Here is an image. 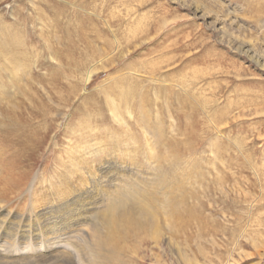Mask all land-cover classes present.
Returning <instances> with one entry per match:
<instances>
[{
	"label": "rangeland",
	"instance_id": "rangeland-1",
	"mask_svg": "<svg viewBox=\"0 0 264 264\" xmlns=\"http://www.w3.org/2000/svg\"><path fill=\"white\" fill-rule=\"evenodd\" d=\"M234 38L264 60V0H0V85L21 66V92L0 100L20 102L30 129L0 150V217L23 218L31 201L51 199L69 140L93 127L104 149L95 169L110 168L102 188L138 182L159 220L113 226L116 256L112 244L95 255L93 227L100 237L106 229L87 214L79 264H264L252 243L264 237V67ZM35 129L41 142L23 147Z\"/></svg>",
	"mask_w": 264,
	"mask_h": 264
},
{
	"label": "bare ground",
	"instance_id": "bare-ground-1",
	"mask_svg": "<svg viewBox=\"0 0 264 264\" xmlns=\"http://www.w3.org/2000/svg\"><path fill=\"white\" fill-rule=\"evenodd\" d=\"M196 9L199 12L201 11L199 9V7H197ZM236 40L237 39H235V38L233 39V42L235 44H237ZM0 42L2 43L0 45V47H2V45H4V46L6 45L5 44L6 41H3V42L0 41ZM237 45H238V49H240L241 51H243L247 54H251L253 57L256 58L257 63H259L262 67H264L263 58L261 59L258 56L257 52L252 48V46H250L249 44L240 42V41H238ZM7 61L10 65H12V69H13V67L15 65L14 58L9 57ZM103 66L104 65L102 64V67ZM0 67H2L1 64H0ZM18 70H21V66H19V65H17L14 68V71H11L12 76L8 75V77H7L8 81H6L8 84L7 86H5L4 84L0 85V97L3 94H8L12 91H15L18 93L19 90L16 89V79H17L16 72H18ZM90 76L91 75H88V77L86 78V81L88 80V78ZM0 78H1V75H0ZM154 82H156V80ZM17 88H18V86H17ZM22 91L25 92L24 90H22ZM19 92H21V91H19ZM111 97L112 96H110V94H108V99H109L110 103L111 102L114 103V101L111 100ZM20 104L21 103L17 102L16 100H0V112L3 114V117H0V150L6 151V150H4V148L6 149L13 144L17 145L16 140L18 139V137L20 135L26 134L30 130L27 128L28 123L27 122L22 123L20 116L17 115V110H19V108H21ZM118 109H121V108H118ZM116 110L117 109L112 111L114 117L119 119V120H122L123 118L121 117L122 118L121 119L117 113L119 111L116 112ZM122 121L125 123L124 120H122ZM82 129H84V128H82ZM96 130L98 131L97 128H93V127H91L88 131L82 130L81 132H84L85 134L81 135L79 133L80 138H78L76 140L75 146L72 145V143H71L72 140L71 139L69 140L70 141L69 150L67 151L68 152V155H67L68 159L63 158V156L60 158L61 165H64L66 170L64 172H62V174H59L60 176H57V178L58 177L60 178L62 176L61 179L58 178L59 184H61V185H60V188L58 190H56L57 193L54 192V194H52L51 199L44 200V202H37L36 200H33L32 198H34V197H33L32 192H34L35 188L33 187L34 183H32V185H30V187H28V190L31 191V196H32L31 199L33 201L30 202L31 205H30V209L28 210V213H26L24 215V217L22 216L24 219L20 218V217H15V218L14 217L13 218H5L4 216H3V218H1L2 216L0 217V232L4 233V236L9 237L12 241H19L20 239L24 241V243H22V245H17L16 243L13 244V242L10 245L0 243V264H79L78 262L80 260L78 262L76 261V260H78L77 251H78V253L81 251V250H79L81 248V246L77 243V241L81 239V237H80L81 234L79 235L80 228H78V227L81 225L84 226L85 220L87 218V214L92 215L91 217L89 216L90 221H92V223H93V218H95V217L99 218L102 221V225L106 229V235L104 237H100L98 234L99 233L98 227H95V226L93 227L94 243L90 246V248H91V251L95 255H98L99 252H101L99 250H101L103 248L105 249L106 246L108 247L109 245L112 244L111 238L113 236H112L111 229L113 228V226H116V227L119 226L120 227L123 225V222H125V221L127 222V224H130V225L135 224L136 227L139 226L140 228H143V229H147V227L148 228L151 227V226H149V224H151L153 226H155V225L158 226L156 224V220L158 218L156 217L157 218L156 219L154 217H151V215L149 213V210L152 207H149L150 208L149 209V208H147V206H145L146 201L149 199L148 198L146 200L147 192H145L146 190L144 188L139 187L140 185L138 182H135L133 184V186L129 187L126 190H123V189L120 190V187L118 188L116 186L118 189L116 191H112V192H111L110 188L106 187L104 189L100 185L101 183L103 185V181H105V180H107V181L109 179L111 180V176H110V168L106 165H104L103 168L96 170L97 169L95 166L96 156H97V154H99L100 152H102L104 150L102 147L101 141L97 140L98 138L95 139V137L93 136V133ZM74 131L77 132L76 130H74ZM34 133L36 134V136H33V135L28 136L29 139H26L23 142V144H22L23 147H26L27 145H29V143L41 142L38 139V138H40L39 137V131L37 129H35ZM88 136H90V137H88ZM67 147H68V145H67ZM74 151L76 152V155L74 154ZM102 154H104V153H102ZM106 154H107V152H106ZM177 160H179V159H177ZM56 164H57V162H56ZM214 169H215V167H214ZM77 171L79 173H81V175L76 174ZM192 172H190V173H192ZM54 173L52 174V177L55 179V177H56L55 175L58 173H56L55 175H54ZM190 176H191V174H190ZM124 177H126V176H124ZM63 178L66 181L65 183L60 182V180H62V181L64 180ZM189 179H190V177H189ZM158 181L161 183V179ZM56 182L58 183V181H56ZM18 185H20V184H18ZM53 186H55V184ZM99 186H101V189L99 188ZM57 187H59V186H57ZM54 188H56V187H54ZM143 189L145 190L144 193H143ZM50 191H52V190H50ZM120 197H122V198L120 199ZM148 201L150 202V200H148ZM128 202H131V203L133 202L134 205L133 204L130 205L131 203L129 204ZM180 202L178 200L177 203L180 204ZM43 203L45 205L44 208L37 212L36 211L37 207L40 205H43ZM135 204H138V206ZM183 207H184V205H183ZM183 207L181 206L180 208L184 209ZM185 207H186V205H185ZM248 208H250V207H248ZM187 210L189 211V208ZM190 210H191V208H190ZM246 212H248V211H246ZM188 213H190V211ZM191 214H192V211H191ZM137 215L140 217L137 218ZM250 216H251V213H250ZM171 217L172 216H170V218ZM17 218H20V220ZM174 219H176V218H174ZM88 220H89V218H88ZM161 220H162V218H161ZM164 220L165 219H163L162 221H164ZM258 222H259V220H258ZM87 223H90V222L87 221ZM167 223L169 224L170 222H167ZM183 224H184V222H183ZM256 224H255V227H256ZM125 227H123V228H125ZM136 227L133 230L138 229ZM156 228L157 227H155V229ZM176 228H178V226ZM249 228H250V226H249ZM174 229L172 231H174ZM241 229H243V228L241 227ZM150 230H151V228H150ZM168 230H169V228H168ZM243 230H245V229H243ZM122 231H120V232H122ZM246 231L248 232L249 230H246ZM245 232H244V234H245ZM241 233H242V231H241ZM235 234L238 236L237 233H235ZM149 235H151V234H149ZM159 235H160V233H159ZM249 235H253V234H249ZM161 236H164V235L161 234L160 238H161ZM246 236H248V235H246ZM254 236H255V234H254ZM250 237H252V236H250ZM123 239H126V238H123ZM166 239L168 240V242L171 240L170 237H166ZM253 239L256 240V242L252 240V243L254 242V246H255L254 248L257 249L261 255L264 254V237L263 238L260 237V239H261L260 241H257L256 237H254ZM1 240L2 239H0V242H1ZM10 243H11V241H10ZM73 243H75L74 246H75V248H77V250L74 249L73 246H71ZM157 243H158V240H157ZM235 243L237 244V242H235ZM113 244H115V243H113ZM113 244L111 245L112 251L109 250V254L111 252L114 253L118 250L117 246H115ZM114 246H115V251L113 250ZM234 246H235V244H234ZM235 247L237 248V246H235ZM84 248L86 249V247H84ZM87 248L88 249L86 250V253L89 250V247H87ZM82 252H85V251H82ZM88 252H89V255H90V253H92V252H90V250ZM115 254L116 253H114V255ZM98 257L100 258V257H102V255L97 256V259H99ZM108 257L112 258V256H107V258ZM116 258H118V257H116ZM95 262H97V260ZM95 262L93 263L91 261V264H97V263L99 264V262H97V263H95ZM230 263L231 262H229L228 264H230ZM82 264H84V263L82 262Z\"/></svg>",
	"mask_w": 264,
	"mask_h": 264
}]
</instances>
